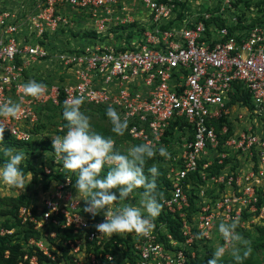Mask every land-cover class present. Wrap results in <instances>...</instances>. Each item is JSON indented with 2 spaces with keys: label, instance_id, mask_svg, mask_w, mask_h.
Returning a JSON list of instances; mask_svg holds the SVG:
<instances>
[{
  "label": "built area",
  "instance_id": "1",
  "mask_svg": "<svg viewBox=\"0 0 264 264\" xmlns=\"http://www.w3.org/2000/svg\"><path fill=\"white\" fill-rule=\"evenodd\" d=\"M185 1L0 0V103L22 106L4 134L51 143L66 131L64 101L81 96V109L114 108L133 143L179 149L163 157L169 195L147 235L97 232L103 214L83 211L61 166L55 173L64 178L40 206L19 208L36 234L21 264H39V254L49 264H196L224 244L221 221L235 217L243 236L264 220V0H213L205 10ZM62 35L81 47L54 50ZM53 65L57 82L49 80ZM28 80L43 83L44 94L24 96ZM244 92L251 106L234 99ZM233 101L244 109L239 122Z\"/></svg>",
  "mask_w": 264,
  "mask_h": 264
},
{
  "label": "clouds",
  "instance_id": "2",
  "mask_svg": "<svg viewBox=\"0 0 264 264\" xmlns=\"http://www.w3.org/2000/svg\"><path fill=\"white\" fill-rule=\"evenodd\" d=\"M20 88L24 96L31 98H38L45 91V85L35 80H28ZM83 100L81 96H73L64 101L62 118L66 121V131L51 138L54 154L59 157L62 168L75 175L74 187L77 198L84 201L83 211L93 218L103 214V221L95 225L97 232L109 237L133 232L147 235L163 205L156 182L160 171L155 164L145 166L157 154L165 158L170 154L164 146L156 147L151 142L133 144L126 151H119L111 136L92 130L90 117L81 110ZM21 111V104L12 99L0 103V184L17 193L30 182L32 174L22 167L25 152L4 147L3 135L5 121L15 120ZM105 115L111 132L123 135L127 121L111 106L105 110ZM137 192L138 204L133 199ZM238 223L235 217L218 223L217 232L224 244L215 247L205 264H222L227 251L231 252L235 264H242L251 249L239 244L243 237L237 231ZM207 235L202 231L196 238Z\"/></svg>",
  "mask_w": 264,
  "mask_h": 264
},
{
  "label": "rangeland",
  "instance_id": "3",
  "mask_svg": "<svg viewBox=\"0 0 264 264\" xmlns=\"http://www.w3.org/2000/svg\"><path fill=\"white\" fill-rule=\"evenodd\" d=\"M193 1L195 2L197 1V4H195V6L197 5L203 10H205L208 5L213 3V0H193ZM185 2H186L185 5H187L189 3V0H186ZM5 3H11V2H5ZM134 17L138 21V17L136 16ZM146 23L148 22L146 21ZM63 36L64 35L60 36L59 38L53 39L52 44L54 50H56L57 48H62L63 47L62 45L64 44L63 42L68 43L70 47L74 46V43H76V40L73 37H68L66 40L65 36L64 37ZM80 43L81 41L79 40L76 43L75 48L81 47ZM60 72H61V68L56 65H53L51 74L49 75V80L52 82H57L59 80ZM41 75L46 76L45 71L41 72ZM233 105H234L233 107L234 113L231 116V120H233L234 122H239L240 120L236 116L237 114H241L242 112H244V109H242L243 106L237 105L235 101H233ZM81 110L90 117V124L92 126V130L99 132L104 136H111L113 140L116 142V146L119 151L124 152L133 144H136L131 141V139L128 137L125 131L123 135H116L111 132V125L104 113L105 112L104 110H99L95 107H86ZM58 117L59 116H57V114L54 113L53 122H57V120L59 119ZM36 132H39V130ZM183 138L184 135L181 136V139ZM43 139L41 140L40 136L39 137L33 136L30 143L27 145L12 146L14 148L20 149L25 152L26 158L23 161L22 166L25 168L26 166L30 165L33 168V170L29 171L32 174V176L29 177L31 179L30 182L25 186V188L22 191H19L18 193L16 192V190L10 189L5 185L0 184V234L2 231L7 229V226H15V224L17 223L18 210L21 206H28L32 208L39 207L42 201L44 200V198L47 197V195L53 190V188L56 185L54 172H57V170L61 168V162L57 159V156L54 154V150H51L49 147L50 145L46 143L47 142L45 141L46 139L45 140ZM175 145L176 144L173 143L169 146V148H167L169 154H172L174 151L179 150L178 148L174 150ZM180 146H181V142L177 147ZM165 162L167 161L165 160L157 161L155 159L154 160L150 159L149 161H147L145 167L147 168L155 164L160 171L161 168L164 169ZM48 171H51V173L47 174ZM67 174L69 173L67 172ZM72 178H75V175H72ZM73 184H75L74 181ZM75 197H77V195ZM133 199L135 203L137 204L139 203L140 196L138 192L133 197ZM263 227H264V220L259 222L257 225H255L252 229H250L246 233H243L242 234L243 239L239 242V244L242 245L243 248L251 249L250 254L257 255L259 264H264V239H262V237L260 236ZM17 230L18 228L14 227L12 232L14 233ZM22 239H23V235L19 231H17V233L14 236L12 235L11 237V241H13V243L14 241L15 243L18 242L17 244L21 243ZM19 252L20 250L18 249L16 252L15 250L13 251V253H15V256H17ZM228 262H235V261L231 257L227 259V263Z\"/></svg>",
  "mask_w": 264,
  "mask_h": 264
},
{
  "label": "trees",
  "instance_id": "4",
  "mask_svg": "<svg viewBox=\"0 0 264 264\" xmlns=\"http://www.w3.org/2000/svg\"><path fill=\"white\" fill-rule=\"evenodd\" d=\"M90 35H94L93 33H86V36H90ZM234 99L237 100H242V102L247 105V106H251V102L249 101V95H247L245 92L241 95L238 96V93H236V95L234 96ZM102 110V109H99ZM105 113V112H104ZM62 114V111H61ZM63 120V118H62ZM64 121V120H63ZM64 124H66V121H64ZM38 130H35V132ZM173 131L174 128L170 129V132L168 131V134L173 135ZM47 141L46 143H48L50 146V149L53 150L52 148V144L49 142V140L46 138ZM30 142H21L18 140L13 139L12 137H10L7 134L3 135V145L5 147H12V146H21V145H27ZM153 160H157V161H163V157L160 156L159 154L155 155L153 158ZM62 166V165H61ZM216 166V165H215ZM23 167V166H22ZM220 167H214V169H216V171L219 169ZM25 172H29L31 170H33V168L28 165L25 168L23 167ZM55 180H62L64 178V174H58L55 173ZM74 175V174H73ZM75 178H73V181ZM157 191L160 194V198L166 197L169 195V182L167 181L166 178V171L165 168H161L160 170V175L157 177ZM262 203V201L260 200L259 205ZM19 211V210H18ZM164 220V218H163ZM165 220H168L172 223H177L175 220H172L171 217L166 216ZM14 227L18 228L17 231H19L22 235H23V239L21 241V243L17 244L13 243V241H11V237L12 235L14 236L16 232H14L13 234H5V235H1L0 234V264H21L22 262V255H24V251L22 246H24V242L25 240H27L30 236H34L36 235L35 232H33L31 230V225H22L21 221L18 218V214H17V223L15 224V226H7L6 230H13ZM172 228V227H171ZM247 231L243 232L246 233ZM174 235L177 239H179V235L178 233L174 232ZM260 236L262 237V239H264V227L262 228L261 234ZM18 250H20L19 254H17V256H15V253H13V251L15 250V252ZM9 251V255L6 256V252ZM30 254H32V252L30 251ZM211 257V252L209 253V256H206L204 260L199 261L196 264H205L206 260L209 259ZM22 264H29L28 262H24ZM39 264H49L48 260L43 257L41 254H39ZM222 264H235V262H228L227 260H222ZM242 264H259V260L257 255L255 254H250L244 258L242 260Z\"/></svg>",
  "mask_w": 264,
  "mask_h": 264
},
{
  "label": "crops",
  "instance_id": "5",
  "mask_svg": "<svg viewBox=\"0 0 264 264\" xmlns=\"http://www.w3.org/2000/svg\"><path fill=\"white\" fill-rule=\"evenodd\" d=\"M13 3V2H12ZM66 39V38H65Z\"/></svg>",
  "mask_w": 264,
  "mask_h": 264
}]
</instances>
